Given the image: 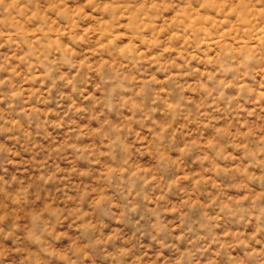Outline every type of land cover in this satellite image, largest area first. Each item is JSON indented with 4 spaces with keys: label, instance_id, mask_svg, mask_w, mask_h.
Segmentation results:
<instances>
[{
    "label": "clouds",
    "instance_id": "clouds-1",
    "mask_svg": "<svg viewBox=\"0 0 264 264\" xmlns=\"http://www.w3.org/2000/svg\"><path fill=\"white\" fill-rule=\"evenodd\" d=\"M0 264H264V0H0Z\"/></svg>",
    "mask_w": 264,
    "mask_h": 264
}]
</instances>
